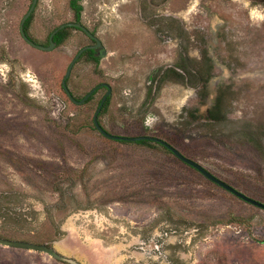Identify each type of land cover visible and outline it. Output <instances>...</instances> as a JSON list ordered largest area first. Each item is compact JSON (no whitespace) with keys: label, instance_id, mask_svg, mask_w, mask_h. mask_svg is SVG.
<instances>
[{"label":"rangeland","instance_id":"374dc122","mask_svg":"<svg viewBox=\"0 0 264 264\" xmlns=\"http://www.w3.org/2000/svg\"><path fill=\"white\" fill-rule=\"evenodd\" d=\"M70 1L38 0L28 35L49 45L57 26L77 21ZM32 2L0 0V237L78 264H264V209L155 141L101 134L93 117L107 88L79 105L63 87L91 37L71 28L52 50L32 46L21 33ZM81 3L107 53L98 63L81 55L72 94L109 83L99 120L110 133L159 137L264 202V78L253 76L264 67V4ZM248 38L250 56L237 52ZM0 264L72 263L0 242Z\"/></svg>","mask_w":264,"mask_h":264},{"label":"water","instance_id":"95a60500","mask_svg":"<svg viewBox=\"0 0 264 264\" xmlns=\"http://www.w3.org/2000/svg\"><path fill=\"white\" fill-rule=\"evenodd\" d=\"M38 0H33L32 5L30 7V9L28 10V12L25 14V16L22 19L21 22V33L22 36L24 37V39L31 44L32 46L39 48V49H43V50H52L55 48V46L57 45L56 41L54 40L55 35L63 28L68 27V26H76L81 28L86 34H88L91 38H93L96 43L93 45H88L83 47L78 54L75 56V58L73 59V61L70 63L69 68L67 70L66 76L63 80V87L65 89V91L67 92L68 96L71 98V100L79 105L85 104L86 101L101 87H106L107 88V92L105 93V95L103 96V98L101 99V102L94 114L93 117V121L94 124L96 126V128L99 130V132L101 134H103L104 136L111 138V139H115V140H123V141H140V140H153L156 142H159L161 144H163L164 146H166L169 150H171L178 158H180L182 161L186 162L187 164L193 166L194 168H196L197 170H199L202 174H204L209 180L215 182L216 184H218L219 186L227 189L228 191L234 193L236 196L242 198L243 200L250 202L253 205H256L262 209H264V202L257 200L255 198H252L250 196H247L246 194L242 193L241 191L237 190L236 188H234L232 185H230L229 183L225 182L224 180L220 179L219 177H217L216 175H214L212 172H210L209 170H207L205 167H203L201 164H199L198 162L194 161L193 159L185 156L184 154H182L177 148H175L173 145H171L169 142L159 138V137H155V136H151V135H140V136H123V135H117V134H112L110 133L107 129L104 128V126L101 124L100 120H99V115L107 101V99L111 96L113 89L112 86L109 83L103 82L98 84L97 86H95L94 88H92L83 98L81 99H77L71 92L68 84H67V80L71 74V71L73 69V66L75 65V63L77 62V60L81 57V55L84 53L85 50L87 49H91V48H101L102 49V55H105L107 53V51L104 48L103 42L102 40L97 37L91 30H89V28H87L81 21H69V22H65L60 24L59 26H57L52 33L50 34L49 37V45H42L39 44L37 42H35L26 32L25 29V24L27 22V20L29 19V17L32 15L33 11L35 10V7L37 5ZM0 242L6 245H11V246H20V247H24V248H28V249H34V250H43L48 252L49 254L64 260V261H68L71 262L72 264H78L77 261H75L72 258H67L65 256L60 255L54 248L49 247L47 245H40V244H35V243H30V242H25V241H18V240H8L5 238L0 237Z\"/></svg>","mask_w":264,"mask_h":264},{"label":"trees","instance_id":"16d2710c","mask_svg":"<svg viewBox=\"0 0 264 264\" xmlns=\"http://www.w3.org/2000/svg\"><path fill=\"white\" fill-rule=\"evenodd\" d=\"M81 1L82 0H71L70 1V6H71V8L74 10V12H75V16H76V20L77 21H80V19H81V15H82V11H83V4L81 3ZM30 19H31V16L29 17V19L27 20V22H26V24H25V29H26V32H27V25H28V23H29V21H30ZM71 28H75V29H80V30H82L81 28H79V27H76V26H68V27H65V28H63V29H61L56 35H55V37H54V40L56 41V43H57V45H60V44H62V43H64V41L67 39V37H68V35H69V30L71 29ZM27 34H28V32H27ZM82 55H87L90 59H92V60H94L95 62H99V60H100V58H99V56L100 55H96V53L94 52V50L93 49H87V50H85L84 51V53L82 54ZM170 70V69H169ZM174 72H175V69L173 70ZM97 92V91H96ZM95 92V93H96ZM95 93L86 101V103L87 102H89V101H91L92 99H93V97H94V95H95ZM110 98H111V96L107 99V101H106V103H105V105H104V107H103V109H102V111H101V113H100V115L102 114V112L104 111V109H106L107 108V106L109 105V103H110ZM85 103V104H86ZM83 105V104H82ZM100 115H99V117H100ZM94 122V121H93ZM95 125V124H94ZM96 127V126H95ZM150 141H153V140H140V142H142V143H148V142H150ZM156 142V141H155ZM157 143H159V142H157ZM159 144H161V143H159ZM161 145H163V144H161ZM164 146V145H163ZM166 149H168L166 146H164ZM169 150V149H168ZM171 151V150H170ZM172 152V151H171Z\"/></svg>","mask_w":264,"mask_h":264},{"label":"flooded vegetation","instance_id":"af4514ba","mask_svg":"<svg viewBox=\"0 0 264 264\" xmlns=\"http://www.w3.org/2000/svg\"><path fill=\"white\" fill-rule=\"evenodd\" d=\"M256 0H248V2H249V4H248V7H250V6H252V3L253 2H255ZM259 2L260 3H263L264 4V0H259ZM249 9V8H248ZM240 11V10H239ZM219 20V19H218ZM239 23V22H238ZM261 29H263L264 30V27L263 28H261ZM261 29H257V30H261ZM259 33L261 34V31H259ZM264 34V33H263ZM250 35H247V37H249ZM92 39V41H93V44H95L96 43V41L93 39V38H91ZM238 39V38H237ZM93 44H90V45H93ZM255 45H256V43H255V40L254 41H250V38H248L247 39V41H246V44L245 45H241L239 48H238V51L237 52H239L240 53V50L242 51H244V50H247V52H249V50H250V48L251 47H253V50L255 49ZM91 49H93L94 50V52L96 53V55L98 54V55H100V53L102 52V49L101 48H91ZM254 52V51H253ZM249 56H250V52L249 53H247ZM245 55V54H244ZM241 56V54H239V57ZM240 62H242V58L240 57V58H238L237 60H236V63H240ZM209 68H210V66H209ZM254 78H257V77H262V78H264V67L262 68V70H260L258 73H254ZM264 83V82H263ZM222 100V98H220V100L219 101H221ZM219 103L220 102H218V98L215 100V102H214V108H217V106L219 105ZM214 108H212V109H214Z\"/></svg>","mask_w":264,"mask_h":264}]
</instances>
